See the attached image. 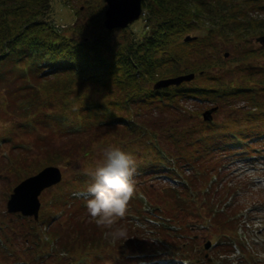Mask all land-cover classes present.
<instances>
[{"label": "trees", "instance_id": "1", "mask_svg": "<svg viewBox=\"0 0 264 264\" xmlns=\"http://www.w3.org/2000/svg\"><path fill=\"white\" fill-rule=\"evenodd\" d=\"M89 1L92 11L88 20L64 26L51 18L50 0H0V84H5L3 102L7 101V108L2 107V112L16 117L1 136L4 139L10 137L11 142L17 138L20 142V137L34 136L44 129L51 133L50 137L45 134L40 140L46 137L50 140L60 125L64 132L60 130L59 134L77 139L76 157L82 162L91 161L89 156L95 153L92 151L94 144L102 142L104 137L123 134L131 144V136L139 135L147 153L140 155L142 161L136 160L135 180L143 168H159V161H163L161 165L166 168L168 160L174 163L171 162L167 169L160 167V170L170 177L179 176L185 180L178 185H168L163 195L165 200H156L161 213L172 222L183 223L191 214V204L195 203V200L190 203L192 189L202 187L205 195L210 196L206 205L214 224L224 230L234 227L232 210L216 206L210 191L211 177L219 170L218 164L213 162L218 156H224L225 149L229 150L223 148V144L232 139L230 132L237 130L243 139L264 134V62L249 60L260 53L250 41L255 35L264 33V0H143L146 24L140 34L131 27L120 31L106 28L102 16L105 1ZM81 9L77 10V16ZM189 33L197 36L186 40ZM228 45L233 46L232 51L229 50L233 57L243 62L228 65L225 58ZM188 70L195 71L196 78L180 84L155 85L163 77ZM192 97L209 99L219 108L227 109L228 115L222 119L216 117L212 122L200 118L199 123H183L181 128L178 127L180 124L171 125L173 122L161 125L166 122L165 118L154 116L176 111ZM241 97L247 104L238 105L237 100ZM240 113L244 115L242 119H239ZM93 128L96 129L91 142L83 145V138ZM158 138L164 142L163 146ZM43 160L47 161L46 156ZM186 163L198 167L204 178L208 174L204 183L207 189H204L203 181L198 182L200 175L187 171ZM89 164L83 166L87 173L100 163L93 164L92 161ZM83 175L87 177L86 181H92L84 173L79 176V185L85 183ZM70 191L61 187L53 204L59 208L66 205L74 218L77 215L85 217L88 214L86 201L72 197ZM145 194L154 198L149 190ZM141 200L133 197L127 211L145 213ZM69 203L72 206H68ZM196 216L199 219V215ZM4 218L0 224V247L8 242L7 238L13 240L14 234L19 242L34 236L33 218L17 214H7ZM39 220L50 223L43 216ZM84 221H88L87 226L83 223V227L79 225L76 230L75 225L73 229L75 243L61 240V252L90 256L94 250L111 246L106 242L105 232L112 231L111 224L96 227V219L89 215ZM53 226L50 231L56 243L58 235ZM155 227L172 243L179 242L164 226ZM138 232L132 233L137 235ZM81 233L92 236L83 238L81 249L75 251ZM122 241L120 236L119 243ZM148 241L144 238L135 240V248L145 250L150 246ZM16 243L13 240L12 244ZM124 245L134 249L128 241ZM2 252L0 250V264H5L15 254L5 256Z\"/></svg>", "mask_w": 264, "mask_h": 264}, {"label": "rangeland", "instance_id": "2", "mask_svg": "<svg viewBox=\"0 0 264 264\" xmlns=\"http://www.w3.org/2000/svg\"><path fill=\"white\" fill-rule=\"evenodd\" d=\"M50 3H51V18L55 19L57 21V24H61L64 26H68V25L71 26L73 24L75 25L76 21L78 20L87 21L89 18V14L92 11V8L89 6L90 5L89 0H50ZM79 8H83V9H81L80 13L77 16V10ZM103 15H104V11H102V16ZM145 24L146 22L143 13L139 19L131 23L128 27H131L132 30H135V32L140 34L144 30ZM116 30L120 31L119 29ZM116 30L115 32H117ZM263 35L264 33L255 35L254 38L250 41L252 42L254 47L257 48V51L260 53L259 54L256 53V55L251 57L249 60L264 62V54H262V51H264V44H261L263 42L259 40V37ZM227 47L228 50L232 51L233 46L228 45ZM225 58L227 59V62H229L228 65H233V64L238 65L241 62H243V61L239 62L240 59H235L233 57L232 52L226 55ZM190 72L194 73V76L196 78L195 71L188 70L183 73H190ZM161 79H164V77ZM4 85L5 84L2 83L0 84V135H2L4 131H6V127L8 125L10 126L14 123L13 120L14 118H16L14 115L12 116L11 113L6 114L4 110H3L4 113L2 112V107L4 109L7 108L6 105L7 101L6 103L3 102L4 100L3 97H5V91H6ZM241 99L242 101L246 100L244 97H241ZM19 102L22 103V100ZM213 103L214 102H211L210 100H198L192 97L189 99V101H186L184 106L181 105L180 107L176 108V111L167 112L164 114L160 113L159 115H154V116L156 117L162 116L165 118L166 122L162 123L161 125H167L170 122H173V124L171 123V125L176 127L174 123L180 124V126L178 127L181 128L183 126L181 124L183 123H185L184 125H188V124L194 125L195 122L199 123L200 118L203 117V111L206 108L205 106L206 105L209 106V104L211 105ZM215 113H216L215 114L216 117L222 118L227 115L228 110L225 108H219L217 111H215ZM61 127L62 126L59 125L56 128V130L58 132L60 130L64 132V128ZM160 127L161 126H159L158 128ZM95 129L96 128H93L89 133H86V137H84L82 141L83 145H87L86 143L90 141L91 135H93ZM58 132L52 133L53 136L51 137L50 140L48 139V137L44 138L43 141L40 140V137L42 135L47 134L49 136L51 134V133L48 134L49 133L48 130L45 131L44 129H42L36 132L34 136L27 135L20 137L19 141H21V144L16 143L17 138L13 142L10 141L11 138L0 141V224H2V222L5 220L4 217L7 216V214H9L7 212V203H8V199H10L11 197L13 188L22 179L38 172L45 165L54 164V163L60 165V168L64 174V177L59 182V184L53 185L52 187H50V189H46L40 195V199H41L40 216L41 217L43 216V218L46 219L48 218V216L51 217L53 212H57L58 215L53 219V221L52 219L50 220L53 223L50 222L49 224L45 223L43 225H40L39 223L37 224L36 220L35 221L33 220L31 223L34 226H36L37 232L34 234V236L31 239L23 241V239L19 238L21 240L19 242V240H15L14 237L16 236V234H14L15 236L14 237L12 236V238L14 242L16 243L17 241V243L12 244L13 240L11 239L9 240L7 238L8 242L4 241L6 242L5 245H3V247H0V250L4 251L2 252V255L6 256L8 254H12L13 252L15 254L11 256V258L7 259V262H5V264H19L18 262L20 260L24 261L25 264H63L65 260L67 262L69 261L70 263L75 264L77 262L76 259H78L79 261V259L85 255H81V256L79 255L76 257L74 256V253L71 254L70 252L68 253L61 252V248L59 246L61 245L60 244L61 240L66 241L69 244H72L71 242H69V240L73 242L72 238H76L73 231V229H75V225H77L76 230L79 225H81L82 227L84 225L87 226L86 224L88 223V221H84V219L89 214H87L85 217H82L83 215L82 216L77 215V217L74 218V216L73 217L71 216L72 212H70V210L69 211L67 210L68 207L66 205L60 208L57 206L55 207L56 203L55 204L53 203L55 202L54 200H56L57 197L56 193L61 187H65L68 190L74 189L73 185H76L75 183H78L77 179L80 180L78 175L80 174L81 176L82 174L85 173V170L82 167L90 166L89 162L92 163V161L93 164L102 163L104 159L103 150L110 145L121 147L124 151L132 153L135 156L136 160L139 159L141 160L140 155L143 156L147 153L144 149L145 145L140 140L139 135L135 134L134 136H131V141H130L131 144L129 143V141L123 138V134L122 136L119 137L116 136L111 137V135H109L107 138L104 137L105 139L101 140L102 142L94 144V149H92V151L93 153L94 152L95 153L93 156H89L92 157L91 161L87 159V161L83 160L82 162H80V160H77L76 157V154L78 153L76 150L78 146L77 139L76 140L70 139V136L65 135L63 133L59 134ZM45 139L47 140L44 141ZM161 140L159 139V142L162 144L161 146H163L164 142ZM58 151H60L61 153L58 154ZM134 151L138 153L135 154L133 153ZM45 156L47 161L43 160ZM226 159L227 157L225 156L218 157V159H216L217 161L215 160L213 162L214 165L218 164V169L221 166L222 172L223 170H227L229 172L225 174L222 173L220 170L215 171L217 173H222V175L219 176L217 175V178L216 175L211 177L212 182L211 180L210 182L212 184V187L210 191H212V194L214 195V199L217 202L216 206L223 205V207L227 209V210L225 209L226 211L232 210L231 213L234 212L233 216H235L236 211H240L237 217L234 219L233 223L237 222V220L238 221L240 220L243 226L239 224L240 227L236 226L239 228V230L234 232L237 233L235 234V236L242 242L240 244L242 246H246L248 248V251L245 253L243 248L238 251L232 250L231 256L229 257L228 255L226 256L222 255V252L224 250H221L219 245H216L217 247H215L216 243H213L211 247L207 246V243L210 240L211 242H215V240L220 239L219 235H213L211 233V230L215 231L216 229H220V228H216V225L214 224L215 220L213 219L214 220L213 221L209 217L210 215L208 214L209 208L206 204L209 201L208 197L210 196L205 195L202 187H199L200 189L193 188L190 196L191 197L190 203L192 202V200H195V203L191 204L190 207L191 214L187 218L186 223L184 222L179 224V232H181V234H183L184 232L182 230V227L180 228V225H185L187 230L185 235H182V237L177 240L179 242L177 241L176 242L179 243V245L181 244L183 248H187L189 252L191 250L192 253L195 254L197 264H239L236 261L238 260L239 257L242 259L241 261L242 264H249L247 263L248 261L247 262L244 261V255L246 254L247 256L246 259H248V257H252V254L258 250L257 247L259 248L264 247V245L261 242L264 239V228H262L264 220L261 221L262 216L264 217V206L262 204L263 200H261V198L264 196V161L259 160L252 162H245V161L242 162V160L241 159L239 160L237 156L236 159H234L233 161L232 159H227V160ZM171 162L173 161L168 160L169 164H171ZM161 168L166 169L167 167L164 168V166H162ZM198 170H200L198 169V167L195 169L192 168L190 169V166H188L187 164V171H189L190 174H192V172H196L195 173L196 175L200 174V179L198 180V182L203 181L202 182L203 185L205 183V180L208 179V174H206V177L204 178V175L201 172L199 173ZM163 172L165 171L163 170ZM150 173L151 172H147L146 174L148 175L145 178H141V179L137 178L135 181H136V187L139 188L140 192H142L141 188L144 187L145 188L144 191L149 190L153 194L154 196L153 199H151L149 196L148 198L152 203L155 204L156 200L159 201L165 200V197L163 195L167 192V186L171 185V182L167 177L163 175L164 173L163 174L161 173L150 174ZM144 180L145 182H143ZM141 183L143 184V186ZM205 186L206 185L204 184L203 185L204 189H207L208 187ZM161 205L163 207L165 206L163 202ZM194 211H196L197 212L196 214L199 215L198 225L193 224V226H190L188 228V224H190L193 220L196 221L197 216L194 213ZM54 216L55 215H53V217ZM130 216L131 218H125V215L123 217L112 218V223H111L112 231H105L106 236L108 238L106 242H108V245L111 246L102 248L104 249V251H107L108 254L114 255L116 253V249H119V247H121L120 244L124 245V242L126 243L127 241L129 243H132V246L134 248L137 247L135 246V240L138 241L139 239H143V238L145 240H150L148 241L149 242L148 244L150 245L149 248L161 246L162 244L161 242L163 239L166 242L167 240L166 237H162V239H160V236L159 238H157V235L150 234L151 232L150 228L151 226H153L152 222L150 221L144 222L139 218H136L135 214H130ZM97 219L98 218H96V222L94 223L95 224L94 226L99 227L100 224L97 223ZM250 222L252 225L249 226L248 229H246V226H248ZM52 224H54L53 226L55 227L54 231L58 235V239L56 243L54 240V234L50 231ZM134 231L138 232L137 235L132 233ZM187 232H189V234H187ZM120 233H124V235H120ZM89 235L92 236L89 233L88 235H83L82 233L80 234L79 238H77L78 239L77 241L79 242V244L77 243L78 248H76L75 251L81 249L80 244L83 241V238L85 239L89 238L90 237ZM242 235L243 237H241ZM120 236L124 242L122 241L121 243H119ZM89 239H88L89 242H93ZM1 242L2 241L0 240V245L2 244ZM122 247L127 248L129 246L124 245ZM105 248L108 250H105ZM72 250H74V248H72ZM41 251L42 253L44 252L43 253L44 256H40ZM256 257H259V255L255 253L254 258ZM254 258L253 259L249 258V259L254 260ZM141 263L144 264L142 261Z\"/></svg>", "mask_w": 264, "mask_h": 264}, {"label": "clouds", "instance_id": "3", "mask_svg": "<svg viewBox=\"0 0 264 264\" xmlns=\"http://www.w3.org/2000/svg\"><path fill=\"white\" fill-rule=\"evenodd\" d=\"M103 157L102 163L87 173L92 182L87 188L86 209L90 217L98 218V224H111L113 217L125 215L133 198L137 161L132 153L115 145L106 147Z\"/></svg>", "mask_w": 264, "mask_h": 264}, {"label": "water", "instance_id": "4", "mask_svg": "<svg viewBox=\"0 0 264 264\" xmlns=\"http://www.w3.org/2000/svg\"><path fill=\"white\" fill-rule=\"evenodd\" d=\"M104 24L108 29L127 27L130 23L138 19L142 12V0H106ZM188 38V37H187ZM264 43V35L259 37ZM194 73L161 79L156 86L179 83L184 79H190ZM212 108L204 112L206 118H212ZM62 177L59 166L49 165L37 174L31 175L17 184L8 200L10 211H22L25 214H34L38 217L41 201L39 195L41 191L56 182Z\"/></svg>", "mask_w": 264, "mask_h": 264}, {"label": "bare ground", "instance_id": "5", "mask_svg": "<svg viewBox=\"0 0 264 264\" xmlns=\"http://www.w3.org/2000/svg\"><path fill=\"white\" fill-rule=\"evenodd\" d=\"M53 215H55L54 217H53ZM26 217H30V215H27ZM56 217V214L53 212V214H52V216L51 217H49L48 216V218H44L45 220H51L52 219V221H53V219ZM182 219H184V217H182ZM147 225V224H146ZM155 226H157V227H159L158 225H154L153 224V226H151V232H159V231H157V228L155 227ZM152 228H154L155 230L153 231V229Z\"/></svg>", "mask_w": 264, "mask_h": 264}]
</instances>
